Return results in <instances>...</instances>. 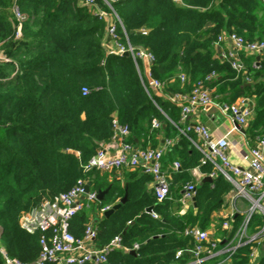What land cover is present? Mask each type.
Here are the masks:
<instances>
[{
	"label": "trees",
	"instance_id": "1",
	"mask_svg": "<svg viewBox=\"0 0 264 264\" xmlns=\"http://www.w3.org/2000/svg\"><path fill=\"white\" fill-rule=\"evenodd\" d=\"M14 2L27 16L19 39ZM112 5L123 23L117 26L121 41L128 38L136 49L154 55L152 74L168 91L189 92L215 72L210 86L224 100L254 97L255 115L245 133L252 144L257 137L264 138V53L259 60L258 54H242L247 82L218 56L216 45L221 33L231 31L251 41L264 40L260 0H182L180 4L112 0ZM106 34V19L80 0H0V41L10 38L5 49L8 59L0 58V248L33 264L41 251L40 233L21 227V213L39 208L88 178L93 190L109 188L100 206H113L124 195L127 200L97 221L91 209L75 214L70 231L81 236L94 221L97 243L121 235L124 245L139 244L134 253L114 250L102 264H186L194 258L188 251L194 240L184 234L185 228L209 227L212 213L223 205L232 186L220 174L212 183L201 181L195 206L180 214V190L194 181L192 169L199 166L208 174L213 167L201 164V152L188 137L179 135L173 122L179 120L180 108L144 89L131 55L108 54ZM84 86L89 88L86 95ZM115 115L129 126V139L138 147H156L162 139L178 136L163 157L168 167L180 162L177 170L169 167L171 194L163 202L147 186L151 176L140 169L124 170L121 178L84 170L111 139ZM155 119L159 128L152 126ZM150 206L158 217L145 211ZM179 249L184 252L176 257ZM249 249V245L238 248L229 264H249ZM0 264H5L1 251Z\"/></svg>",
	"mask_w": 264,
	"mask_h": 264
},
{
	"label": "built area",
	"instance_id": "2",
	"mask_svg": "<svg viewBox=\"0 0 264 264\" xmlns=\"http://www.w3.org/2000/svg\"><path fill=\"white\" fill-rule=\"evenodd\" d=\"M181 3L182 0H173ZM264 3V0H261ZM90 8V11L99 18L107 21V53L111 55H124L128 53L133 58L138 69L144 89L175 104L180 108L179 120L173 124L177 127L179 135L188 137L201 152V164H210L213 170L207 174L212 179L222 175L230 184L231 190L227 194L224 205L220 208L222 214L217 218L221 231L215 233L217 222L213 221L209 229L199 226H187L184 234L192 237L194 244L188 251L194 258L186 264H229L236 250L249 245V264H260L264 257V138H258L252 146L246 133L243 132L241 140L231 139L230 134L239 127L246 129L255 113V102L251 96H240L235 101L224 100L222 95L215 94L210 84L215 81V72L208 74L205 80L197 81L189 92H170L165 84L152 74L154 55L143 48L136 49L128 38L121 41L117 26L123 23L115 12L112 0H80ZM17 18L15 38L22 35V23L27 16L20 12L17 2L12 7ZM225 42H231L229 50H222ZM216 45L220 47V58L228 61L232 69L246 75V64L240 53L261 54L264 50V40L251 41L236 32H223L218 36ZM0 58L8 59L5 54ZM257 67L256 62L253 63ZM182 82L186 80L185 74H180ZM82 94L89 93V88L82 87ZM232 122L233 126L222 135H217L206 124L194 122L191 116L200 112L214 116V111ZM113 134L111 139L104 143L97 153L84 165V170L90 172L123 173L124 170L140 169L151 176L154 183V192L158 202H163L171 194V181L169 173L163 169L165 153L177 141V137L165 138L156 147L141 148L130 141V128L120 121L118 115L112 119ZM153 128H159L160 121L153 120ZM240 129V128H239ZM234 150L240 161L235 162L231 156ZM180 168V162L175 160L172 169ZM87 178H82L69 190L55 196L51 201L44 202L39 208L21 213L20 225L25 230L40 233V254L33 264H102L108 261L114 250L136 251L139 247L124 245L121 235H115L108 242H96L97 227L90 222L84 228L81 236L75 235L69 229L72 217L93 207L99 202L98 191L90 188L86 191ZM197 185L193 182L185 183L180 190L178 199L181 204V214L186 213L195 206ZM112 205L99 206L100 214H104ZM153 217L158 214L152 210ZM240 221L236 222V217ZM261 223H257V219ZM130 223V222H129ZM0 251L5 264H27L8 256L4 248ZM183 249L176 252V257L182 255Z\"/></svg>",
	"mask_w": 264,
	"mask_h": 264
},
{
	"label": "crops",
	"instance_id": "3",
	"mask_svg": "<svg viewBox=\"0 0 264 264\" xmlns=\"http://www.w3.org/2000/svg\"><path fill=\"white\" fill-rule=\"evenodd\" d=\"M261 1V0H260ZM261 3L264 5V3L261 1ZM234 32V31H233ZM226 33H228V32H226ZM231 47H232V44H231V42H225V43H223V45L221 46V49L222 50H229V49H231ZM217 51H218V56L220 55V47H218L217 46ZM264 53V52H263ZM263 53H261V54H263ZM241 54V56H242V53H240ZM261 54H258V55H261ZM257 55V56H258ZM246 81V80H245ZM247 82H249V81H247ZM213 91H214V93H215V89L214 88H211ZM216 94V93H215ZM221 95V94H220ZM239 98V97H238ZM254 98V97H253ZM235 101V100H234ZM254 102H255V99H254ZM212 111H214V110H212ZM214 113V116H210V114L208 113H205V112H198V113H196V114H194V115H192L191 116V120L192 121H194V122H202V123H204V124H206L212 131H214L217 135H222V134H224L225 132H227V130H229V129H231L232 128V126H233V124H232V122L231 121H229L228 119H225V118H223L222 116H220L219 114H218V112H216V110L213 112ZM254 115H255V113H254ZM253 118H254V116H253ZM252 118V119H253ZM251 119V120H252ZM250 120V121H251ZM244 132H245V130H244ZM242 134H243V132L238 128L237 130H233L232 132H231V134H230V138L231 139H237V140H241V138L243 137L242 136ZM247 136V135H246ZM259 137H257L256 138V140L254 141V143L252 144L251 143V141H250V139H249V141H250V144L252 145V146H254L255 144H256V141H257V139H258ZM163 140L164 139H162V141H161V143L163 142ZM160 143V144H161ZM159 144V145H160ZM231 156H232V159L235 161V162H239L240 161V159H239V157L237 156V154H236V152L234 151V150H231ZM162 165H163V169L165 170V171H167L168 173H169V167L170 168H172V165H170L169 167L168 166H165L164 165V163L162 162ZM126 171V170H125ZM102 173H109V174H111V178L112 177H116V178H121L122 176H123V173L119 176V174L120 173H115V172H111V171H109V172H102ZM192 175H193V177H194V183H196V185H199L200 184V182L201 181H203V182H207V181H204L203 180V178L204 177H206L207 176V174L206 173H203L202 171H201V169H200V167L199 166H197V167H195V168H193L192 169ZM88 179V178H87ZM213 182V181H212ZM212 182H210V183H212ZM88 183H90L89 182V179H88ZM147 186H148V188L149 189H153V191H154V183H153V181H152V178H151V180H150V182H148V184H147ZM90 188H91V185H90ZM105 190V189H104ZM98 191V190H97ZM230 192V191H229ZM228 192V193H229ZM155 193V192H154ZM227 193V194H228ZM227 194L225 195V198H226V196H227ZM125 196V195H124ZM123 196V197H124ZM105 197V196H104ZM100 201H102V200H99V202ZM121 201V200H120ZM119 201V202H120ZM118 202V203H119ZM223 205H224V203H223ZM222 205V206H223ZM221 206V207H222ZM220 207V208H221ZM220 208L218 209V210H216L215 212H213L212 213V215H211V217H212V221H211V223L213 222V221H215V222H217V224H216V226H215V233L216 234H219L220 233V231H221V228H220V222L222 221V219H220V218H217V215L220 213V214H222V210L220 211ZM180 210H181V208H180ZM179 210V211H180ZM92 212L90 213L91 214V217H92V219L94 220V221H97V219L99 218V217H102L103 215H105V213L104 214H100V212H95V210L94 209H92L91 210ZM145 211H146V209H145ZM148 213H150V212H148ZM181 214V213H180ZM94 221L92 222V223H94ZM211 223H210V225H209V227H207V228H202V229H209V228H212L211 226ZM94 225H95V223H94ZM196 226H199V225H196ZM200 227V226H199ZM201 228V227H200Z\"/></svg>",
	"mask_w": 264,
	"mask_h": 264
},
{
	"label": "water",
	"instance_id": "4",
	"mask_svg": "<svg viewBox=\"0 0 264 264\" xmlns=\"http://www.w3.org/2000/svg\"><path fill=\"white\" fill-rule=\"evenodd\" d=\"M263 52H264V50H263ZM124 55H128V53L126 52V53H124ZM259 59H260V55L257 56V60H259ZM239 128L242 132H244L243 128H241V127H239ZM203 180L207 181V182L213 181V179L210 176L204 177ZM85 187H86V191H89L90 190V183H87ZM108 190H109V188H106L105 190H101V189L98 190V199L103 200V198H104V196ZM126 200H127V195H125L119 203L113 205L109 210H107L105 212V215H107V216L110 215L115 209L119 208L123 203H125ZM195 204H196V202H195ZM152 210H153V207H151V206L146 208V212H151ZM131 252L134 253L135 251L132 250Z\"/></svg>",
	"mask_w": 264,
	"mask_h": 264
},
{
	"label": "rangeland",
	"instance_id": "5",
	"mask_svg": "<svg viewBox=\"0 0 264 264\" xmlns=\"http://www.w3.org/2000/svg\"><path fill=\"white\" fill-rule=\"evenodd\" d=\"M106 37H107V35H106ZM9 40H10V38L8 37V38H6L5 40H1L0 41V54H5V49H6V45H7V43H9ZM101 172V171H100ZM102 173V172H101ZM99 206H100V203L98 202L97 204H94L93 205V207L91 208V210L92 209H94L95 210V212H99ZM0 235H1V228H0Z\"/></svg>",
	"mask_w": 264,
	"mask_h": 264
}]
</instances>
